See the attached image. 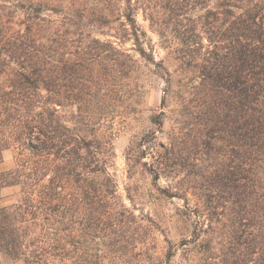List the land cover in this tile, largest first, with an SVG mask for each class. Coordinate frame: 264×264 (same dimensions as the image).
I'll use <instances>...</instances> for the list:
<instances>
[{
	"label": "trees",
	"instance_id": "1",
	"mask_svg": "<svg viewBox=\"0 0 264 264\" xmlns=\"http://www.w3.org/2000/svg\"><path fill=\"white\" fill-rule=\"evenodd\" d=\"M144 72L166 85L153 123L169 110L188 125L176 142L129 147L128 179L193 175L156 188L200 197L185 207V264H264V0H0V166L17 152L0 202L18 189L0 204V264H122L141 244L145 216L130 187L133 208L119 194L109 133L137 112Z\"/></svg>",
	"mask_w": 264,
	"mask_h": 264
},
{
	"label": "rangeland",
	"instance_id": "2",
	"mask_svg": "<svg viewBox=\"0 0 264 264\" xmlns=\"http://www.w3.org/2000/svg\"><path fill=\"white\" fill-rule=\"evenodd\" d=\"M138 22L148 33L149 39L155 46L156 60L160 61L165 57V51L159 45L157 35L151 31L149 23L141 15L138 17ZM132 47V43L126 45L127 49ZM146 75H148L146 72L142 75V81L145 82V93L136 106L137 112L131 114L127 119L117 121L114 133H109L113 138L115 152L113 172L119 183V194L127 206L133 208L126 191L127 187H130L132 194L136 195V214L141 215L142 213L145 216L144 221H142L143 228L141 227L135 235V238L139 239L141 244L137 249L129 248L123 255H120L121 262L122 264H165V253L169 248H172L175 249L174 251L178 249L172 262L174 264H185L183 248L179 245L182 240L192 233L195 226L193 220L188 217V211L185 207L196 209L200 204V197L189 192L188 201L178 198L166 199L157 192V185L166 187L174 177L169 180L162 178L158 184H154L150 172L140 167L136 168L134 178L132 180L128 179L127 152L129 147L136 145L141 139L159 143L170 142V139L173 138V141L176 142L180 128L188 125L187 120L172 115L169 110H167L165 116L161 117V120L165 121L163 128L153 123V115L161 112V101L164 97L166 85L161 79L151 78L148 80ZM176 102L177 99H169L170 109L176 106ZM63 114L68 117L67 109L64 110ZM16 156V151H4L3 164L0 166V170H10L15 164ZM213 157L214 159H211L209 164L216 165L218 160H215V155ZM147 160L150 161L149 158ZM183 177L181 175L172 181L177 183L179 180H184L181 184H186L187 180L193 179V175L190 178L188 177L189 179ZM1 195L3 200L0 204L13 202L18 199V189H5L1 192ZM200 210L202 209H199V212ZM91 261L96 263L94 257L91 258ZM3 264L24 263L22 261L5 260Z\"/></svg>",
	"mask_w": 264,
	"mask_h": 264
}]
</instances>
